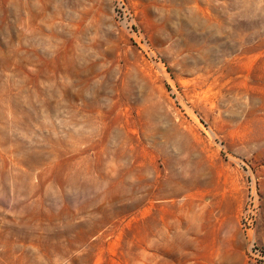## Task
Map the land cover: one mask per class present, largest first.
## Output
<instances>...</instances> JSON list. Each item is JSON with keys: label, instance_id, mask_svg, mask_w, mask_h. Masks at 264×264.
Segmentation results:
<instances>
[{"label": "rangeland", "instance_id": "374dc122", "mask_svg": "<svg viewBox=\"0 0 264 264\" xmlns=\"http://www.w3.org/2000/svg\"><path fill=\"white\" fill-rule=\"evenodd\" d=\"M0 264H264V0H0Z\"/></svg>", "mask_w": 264, "mask_h": 264}, {"label": "built area", "instance_id": "2783aa9c", "mask_svg": "<svg viewBox=\"0 0 264 264\" xmlns=\"http://www.w3.org/2000/svg\"><path fill=\"white\" fill-rule=\"evenodd\" d=\"M253 253H254V256L261 257L262 251L259 248H254Z\"/></svg>", "mask_w": 264, "mask_h": 264}]
</instances>
